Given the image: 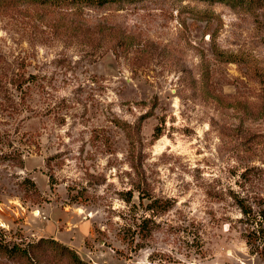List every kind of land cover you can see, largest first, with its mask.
<instances>
[{"label": "rangeland", "instance_id": "obj_1", "mask_svg": "<svg viewBox=\"0 0 264 264\" xmlns=\"http://www.w3.org/2000/svg\"><path fill=\"white\" fill-rule=\"evenodd\" d=\"M83 13L89 33L73 35L0 13V75H31L24 94L0 79L1 245L53 239L87 264H264V0ZM37 254L0 250V264H71L49 244Z\"/></svg>", "mask_w": 264, "mask_h": 264}, {"label": "trees", "instance_id": "obj_2", "mask_svg": "<svg viewBox=\"0 0 264 264\" xmlns=\"http://www.w3.org/2000/svg\"><path fill=\"white\" fill-rule=\"evenodd\" d=\"M143 1L145 0H0V13L6 14L10 11H15L19 9L32 10L37 13L39 18H41V16L43 18L47 17L48 21L50 20L51 27L55 29L65 28L67 35H73L74 33H79L81 31H86L85 33L87 34L89 33V29L91 27H87L86 21L84 22L83 19L82 22L79 21V19L83 17V12L85 9L102 8L107 5L124 6L126 4H135ZM208 1L225 3L230 2L233 4H237L245 2L252 3L255 0ZM95 29L98 33H104L106 30H110L111 27H107L106 25L99 23L95 26ZM97 50L98 48L94 49V51ZM1 60L2 57H0V62ZM17 72L18 73H15V71H11L10 75H7V73L4 72L0 75V79L1 76L4 77V83L11 84L15 87L16 90H19L22 94H24L25 90H22V87L31 83V75H28V77L26 78L23 73H19V70H17ZM2 88L7 92L5 86ZM158 138L159 136H157L156 139ZM45 244H49L51 246H54L55 248L60 249L61 255L67 257L70 260L71 264H87L80 260L75 251L57 243L53 239H40L36 244H32L28 249L21 248L16 245L11 248H8L2 246L0 243V250L4 251L10 259H14L15 257H23L25 260H35L39 259V256L37 254V248L39 249Z\"/></svg>", "mask_w": 264, "mask_h": 264}]
</instances>
